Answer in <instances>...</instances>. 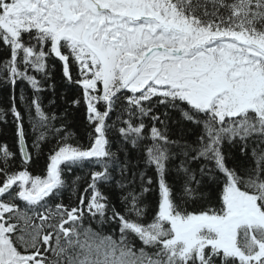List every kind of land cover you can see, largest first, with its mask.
<instances>
[{"label": "snow or ice", "instance_id": "6c2138e0", "mask_svg": "<svg viewBox=\"0 0 264 264\" xmlns=\"http://www.w3.org/2000/svg\"><path fill=\"white\" fill-rule=\"evenodd\" d=\"M0 57V81L27 82L33 93L30 102L20 93L23 112L15 95L8 110L19 170H8L14 153L0 145V264H264V0H0ZM49 57L82 90L93 129L87 146L70 143L42 106ZM177 112V123L202 125L196 139L169 138ZM6 116L0 108V121ZM25 117L37 155L49 132L59 137L44 175L28 170ZM225 140L241 154L251 148L255 166L229 167ZM128 144L140 152L134 167L144 165L131 179ZM201 160L197 179L191 165ZM85 164L90 182L82 192L81 177L71 184L76 203L53 206L68 188L65 173ZM173 170L183 174L179 193L167 179ZM114 180L131 189L120 196L123 212L101 188ZM208 182L219 189V206L187 210ZM154 190L155 215L144 223L143 200ZM91 222L115 224L119 239Z\"/></svg>", "mask_w": 264, "mask_h": 264}, {"label": "trees", "instance_id": "16d2710c", "mask_svg": "<svg viewBox=\"0 0 264 264\" xmlns=\"http://www.w3.org/2000/svg\"><path fill=\"white\" fill-rule=\"evenodd\" d=\"M3 57H0L2 60ZM47 64L49 66V74L50 78L44 81L43 87L44 91L39 93L41 97L42 106L44 110L49 115L55 114L57 119L52 121L55 128L66 129L67 133L70 134L69 142L73 144H79L82 146H87L90 143L89 133H92L93 129L89 126L86 114V106L82 102V90L76 85H69L67 81L63 78L62 74V64L55 57H49L47 60ZM54 66V67H53ZM75 74V69H73ZM37 78L39 74H37ZM29 98V102L32 97V89L27 82H19L16 86L8 85L0 81V108L4 109L7 112L6 120L0 121V145H6L12 153H14V159L10 160L9 163L11 167H9V171H17L21 167V157L19 151V145L17 141V137L15 134V123L13 121V117L10 113V100L13 95L17 98V105L20 110L23 112L24 107L23 104L19 101V95L21 92ZM81 99L80 104H73L72 101L75 99ZM101 110H103V106L101 105ZM158 114L161 115V119H164L163 113L165 112V108L161 106L158 110ZM171 119L168 122L169 127V138L172 140H181L182 136L186 137L190 142L200 134L202 131V125L196 126L188 121H183V123H177L180 120L179 113H171ZM116 118V114L113 113L112 119ZM109 124L112 123V120L108 121ZM158 127H163L159 123ZM150 127V125H149ZM25 130H26V143L28 146V151L32 156L31 163L29 165L28 170L33 175H44L46 170L47 158L50 149L56 144L59 139L58 136L53 135V133L49 132L50 139L43 142L41 145V151L39 155H37L36 150L32 148V141L35 138L31 132L29 124L27 122V117H25ZM65 135L64 131H61L60 136ZM118 137V133H116ZM109 139L113 141L112 150H117V143L113 138V134L109 133ZM183 142V141H181ZM129 150L127 159L130 161V172L128 174L129 179H131V173L138 172L144 169L143 162L141 161L139 164V168L134 167L137 163V157L140 155L138 149L133 148L131 144L126 145ZM223 151L226 155V163L229 167H234L240 172H244L245 170L255 166V160L251 155V148H249L246 154H241L239 151V143L235 146L229 144L227 140L223 142ZM117 156L121 163L125 160V154L123 152H118ZM203 163V161L194 162L191 167L196 170L197 179H199V165ZM179 164V161H176V165ZM2 166V165H0ZM96 170H100L97 168ZM149 175L152 173L149 172ZM115 179H119V175L113 172ZM81 177L80 181L77 183V187L79 192H82L83 189L87 186L86 182H90V171L89 166L87 164L84 165L83 168L77 167L74 168L71 174L65 173V180L68 184V188L63 191L60 197L55 198L50 201V203L54 206L55 203L63 202L64 204H75V197L72 196L71 192V184L75 177ZM169 184L172 186L173 191L175 193H179L181 191V187L183 184V174H178L176 171H171L170 175L167 177ZM207 179V178H205ZM0 182H2V176H0ZM155 187V186H153ZM190 187L196 189L197 186L195 183L191 184ZM102 191L106 196H108L109 200L113 205H115L117 211L123 212L124 205L120 201V196L125 192L131 189L121 190L115 186V180L107 185L101 186ZM134 188L139 191V178L137 175V183L134 185ZM197 192L203 193V198H197L195 200H189L184 207L189 211H200L205 209L206 207H218V194L219 189L215 184H211L208 182L202 185L197 189ZM143 203L148 206L147 219L143 221L144 223L150 222L151 218L155 215V208L158 203V192L152 191L145 195ZM39 223V220L36 221ZM85 226L89 225V220H85ZM91 227L101 233V235H113L114 239H119V229L113 224L109 226L105 224L103 227L97 225L95 222H91ZM130 239H133L130 237ZM134 243L137 248L140 247V242L138 240H134ZM50 255V254H49Z\"/></svg>", "mask_w": 264, "mask_h": 264}]
</instances>
